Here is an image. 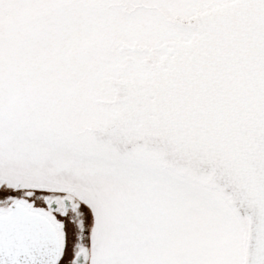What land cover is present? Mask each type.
<instances>
[{
    "label": "snow or ice",
    "instance_id": "6c2138e0",
    "mask_svg": "<svg viewBox=\"0 0 264 264\" xmlns=\"http://www.w3.org/2000/svg\"><path fill=\"white\" fill-rule=\"evenodd\" d=\"M0 264H264V0H0Z\"/></svg>",
    "mask_w": 264,
    "mask_h": 264
}]
</instances>
